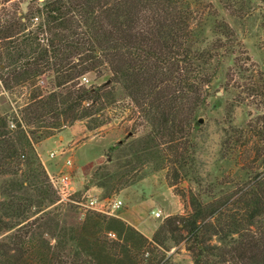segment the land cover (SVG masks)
Returning a JSON list of instances; mask_svg holds the SVG:
<instances>
[{
    "label": "trees",
    "instance_id": "obj_1",
    "mask_svg": "<svg viewBox=\"0 0 264 264\" xmlns=\"http://www.w3.org/2000/svg\"><path fill=\"white\" fill-rule=\"evenodd\" d=\"M217 15L212 0H31L25 12L0 11V89L29 88L0 111V264H175L182 238L193 264H264V172L222 196L188 191L187 212L149 238L119 216L59 202L36 150L64 125L96 121L119 88L143 131L133 151L191 179L194 117L236 41ZM89 72L109 76L86 86ZM43 76L53 85L38 84Z\"/></svg>",
    "mask_w": 264,
    "mask_h": 264
},
{
    "label": "rangeland",
    "instance_id": "obj_2",
    "mask_svg": "<svg viewBox=\"0 0 264 264\" xmlns=\"http://www.w3.org/2000/svg\"><path fill=\"white\" fill-rule=\"evenodd\" d=\"M30 1L0 0V11L8 17L15 8L25 12ZM212 1L218 14L216 20L232 27L236 41L223 59L222 71L208 86L210 95L194 117L198 125L192 150L193 177H178L171 163L157 168L156 157L145 161L133 151L143 131L140 127L133 129L137 121L135 116H130V101L116 88V101L96 119L103 124L91 129L88 126L96 122L94 119L77 120L54 131L52 136L56 137L36 145L44 167H48H45L48 175L61 167L68 168L73 179L72 196L77 200L119 198L123 204L112 212L114 215L134 203L148 200L153 206L147 211L144 225L155 231L166 216L187 212L188 191L222 196L234 192L255 171L264 172V0H231L230 5H225L226 0ZM212 28L213 19H210L203 33L207 40L212 38ZM84 76L87 78L84 84L90 86L101 84L109 75L97 77L89 72ZM38 84L53 85L50 77L44 76ZM28 90L17 86L8 94L0 89V111L9 113L23 104ZM236 135L242 137L237 141ZM61 151L64 153L60 154ZM50 152L55 156L50 157ZM67 158L72 160V166L62 163L55 166L56 160L64 163ZM85 184H89L87 193L83 192ZM81 210L84 213L87 209ZM156 210L161 212L158 217L153 214ZM183 236L182 231L179 237ZM184 244L182 238L170 250L175 264H193Z\"/></svg>",
    "mask_w": 264,
    "mask_h": 264
},
{
    "label": "built area",
    "instance_id": "obj_3",
    "mask_svg": "<svg viewBox=\"0 0 264 264\" xmlns=\"http://www.w3.org/2000/svg\"><path fill=\"white\" fill-rule=\"evenodd\" d=\"M87 78L86 76L82 77V82H86ZM64 152L61 151L60 154H63ZM50 157H54L55 153L50 152ZM65 165L66 166H72V160L70 158L65 159ZM50 182L52 183L53 187L55 188L58 197L59 202L66 203L71 202L74 204H77L80 209H93L98 212L102 213H110L119 209L122 206V200L116 197H109V198H102L100 200L91 199L88 202L79 201L77 199H74L72 194L74 192L73 190V179L72 175L69 171L65 170H59L58 172L49 174ZM153 214L158 217L161 215V212L159 210L153 211ZM109 235L111 237H114L115 234L113 232H110Z\"/></svg>",
    "mask_w": 264,
    "mask_h": 264
},
{
    "label": "crops",
    "instance_id": "obj_4",
    "mask_svg": "<svg viewBox=\"0 0 264 264\" xmlns=\"http://www.w3.org/2000/svg\"><path fill=\"white\" fill-rule=\"evenodd\" d=\"M53 137H56V135H54L52 137H49L47 139H50V138H53ZM59 139L61 141L63 139V136L61 134L59 135ZM40 157H41V155H40ZM42 162H43V160H42ZM59 163H62V164H64V166H66L65 165V161L63 163V162H60V161H57V160L55 161V166L59 167V165H60ZM53 166H54V164H53ZM45 167H47V166H45ZM62 168L63 167H61L59 170H64ZM66 170H68V168L65 169V171ZM84 186H85L86 189L89 188V184H85ZM151 206H153V203L149 202L148 200H142V201H140L138 203H134L132 206H129V207L119 211L116 214V216L121 217L123 220H125L126 222H128L129 224H131L136 229H138L139 231H141L143 234H145L147 237L150 238L152 236L154 230L153 229L150 230L144 224H145V220H146L147 211H148L149 207H151ZM144 227H146V228H144Z\"/></svg>",
    "mask_w": 264,
    "mask_h": 264
},
{
    "label": "water",
    "instance_id": "obj_5",
    "mask_svg": "<svg viewBox=\"0 0 264 264\" xmlns=\"http://www.w3.org/2000/svg\"><path fill=\"white\" fill-rule=\"evenodd\" d=\"M199 122L201 121V120H198Z\"/></svg>",
    "mask_w": 264,
    "mask_h": 264
}]
</instances>
